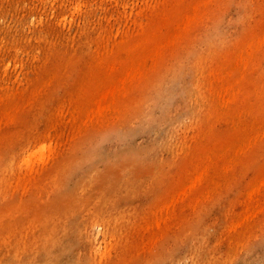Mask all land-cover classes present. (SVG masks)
Listing matches in <instances>:
<instances>
[{
    "label": "rangeland",
    "instance_id": "1",
    "mask_svg": "<svg viewBox=\"0 0 264 264\" xmlns=\"http://www.w3.org/2000/svg\"><path fill=\"white\" fill-rule=\"evenodd\" d=\"M0 264H264V0H0Z\"/></svg>",
    "mask_w": 264,
    "mask_h": 264
}]
</instances>
